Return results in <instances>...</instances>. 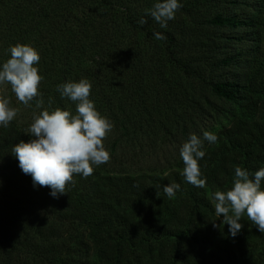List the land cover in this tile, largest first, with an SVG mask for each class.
<instances>
[{
    "label": "trees",
    "instance_id": "obj_1",
    "mask_svg": "<svg viewBox=\"0 0 264 264\" xmlns=\"http://www.w3.org/2000/svg\"><path fill=\"white\" fill-rule=\"evenodd\" d=\"M155 2L0 0V64L16 44L40 54L39 96L25 108L34 114L51 102L75 114L76 104L57 88L87 79L89 98L113 125L103 141L110 160L87 178L74 175L58 199L34 187L11 153L31 138L33 115L23 111L0 126V264H264V233L244 216L231 237L212 199L232 186L237 166L250 174L264 167V0H180L182 26L167 28L145 16ZM204 26L215 33L193 34ZM155 32L166 38L156 40ZM168 66L208 92L172 79ZM225 115L229 124L217 130ZM159 131L162 140L185 142L217 135L214 144L203 141L198 161L204 188L186 181L184 163L130 169ZM170 183L180 185L171 199L163 193ZM9 223L21 239L7 236ZM70 226L74 233L60 240L58 231Z\"/></svg>",
    "mask_w": 264,
    "mask_h": 264
},
{
    "label": "clouds",
    "instance_id": "obj_2",
    "mask_svg": "<svg viewBox=\"0 0 264 264\" xmlns=\"http://www.w3.org/2000/svg\"><path fill=\"white\" fill-rule=\"evenodd\" d=\"M182 5L180 0H156L153 7L145 10V16H151L161 28H167L168 22ZM147 21L142 17L138 23ZM156 40L166 37L155 32ZM10 58L0 64V85L9 84L19 102L24 105L39 96L38 86L42 77L38 73L40 54L27 44H16L8 49ZM57 91L61 98H67L76 104L75 114L68 110L49 107L43 109V101L36 104L30 125L28 141L20 140L12 148V154L18 160V166L25 175H30L34 187H47L50 195L58 199L66 194V185L73 182L74 175L84 178L91 176L94 166L99 167L110 160L103 140L112 131L113 125L96 109L90 97L91 83L87 79L70 81L59 85ZM17 115V110L9 107L7 99L0 98V126L7 127ZM217 135L205 131L203 140L192 134L180 148L184 163L182 175L186 181L197 188H204L206 180L202 177L198 161L205 156L203 141L216 143ZM264 167L250 174L239 166L235 168L232 186L227 190L215 191V215L222 217L221 224L228 226V233L235 238L241 231L240 222L244 216L254 224L260 233H264ZM180 185L170 183L163 186V193L174 198ZM213 223V227H221Z\"/></svg>",
    "mask_w": 264,
    "mask_h": 264
},
{
    "label": "rangeland",
    "instance_id": "obj_3",
    "mask_svg": "<svg viewBox=\"0 0 264 264\" xmlns=\"http://www.w3.org/2000/svg\"><path fill=\"white\" fill-rule=\"evenodd\" d=\"M184 18L182 17L181 19L175 14V19L169 21V25H173L176 26L177 24H181L182 23L180 21H182ZM190 29V28H189ZM185 30V28H184ZM200 34V33H204V34H208L211 35L213 33H215V30L209 26H204L201 29H193V34ZM190 42V41H189ZM160 43V42H159ZM167 74L170 75V77L172 79H176L178 81L183 82V84H185V86H187L188 88H194V89H201L204 93H207L208 90L206 89L205 86L202 87V85L197 82L194 79H187L184 74L176 69L173 68L172 66H168L167 67ZM209 97L215 101L217 104H219L221 106V108L227 107V104L223 101H220L219 99L215 98L214 96L209 94ZM0 98L2 99H7L9 101V107L14 108L17 110V115L16 117H18L20 114H22V112H25V116L28 115H34L33 112V108H28L29 111L25 108V105H23L21 102L18 101V99L16 98L15 93L12 92L11 90V86L9 84H4V85H0ZM224 109V108H223ZM22 118L24 121H26L27 118L24 117H20ZM33 118V117H32ZM210 119V118H209ZM231 119V115H225L223 117H221L220 122L217 123V125L215 127H217V130L220 129V127L222 126H227L229 124V121ZM110 134V133H109ZM166 138L165 135H163V133L161 131H159V133L157 134V136H152L151 139H155L156 141H152L150 142V140H145V150L144 153H146L148 156H144V158L140 161L137 160V158L135 159V162H137V164H134L130 167L131 170L134 171H149L151 169H162V170H168L171 168H175L177 163L180 162V165H182L183 161L182 158L180 156V148L182 146V144L185 142L182 138L180 139H174L173 136L169 137V139H171L169 141V139H164ZM105 140H107L108 138H104ZM103 140V141H105ZM150 147H152L150 149ZM149 149V150H148ZM119 150V149H118ZM121 151V150H119ZM123 152V151H121ZM145 154V155H146ZM150 154V155H149ZM134 162V161H131ZM9 197L12 196L11 193H8ZM6 230L5 232H7V236H12V237H18L19 239L22 238L21 233L15 229L13 226H11V223H9L8 225H6L4 227ZM75 231L74 226H70L68 229H60L58 231V235L60 236V240L61 238H66L68 235L73 234ZM3 246V238L0 237V247ZM7 246V244H6ZM1 256V255H0Z\"/></svg>",
    "mask_w": 264,
    "mask_h": 264
}]
</instances>
